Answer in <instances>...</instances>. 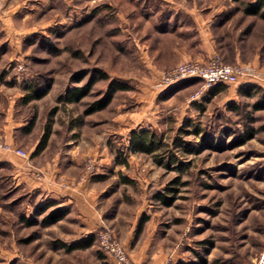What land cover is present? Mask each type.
I'll return each instance as SVG.
<instances>
[{
  "label": "rangeland",
  "instance_id": "rangeland-1",
  "mask_svg": "<svg viewBox=\"0 0 264 264\" xmlns=\"http://www.w3.org/2000/svg\"><path fill=\"white\" fill-rule=\"evenodd\" d=\"M255 1L0 0V16L7 19L6 30L0 28V70L10 72L8 83L24 95L32 84L48 89L22 107L34 120L27 144L38 143L48 124L47 156L62 140L75 143L83 165L94 157L99 166L93 148L104 151L110 193L103 215L122 233L133 229V239L122 241L116 229L102 225L87 236L94 237L91 247L69 250L85 233L72 231L70 218L42 226L56 206L40 212L48 202L17 186L5 170L0 264H111L96 242L101 227L114 231L129 254L146 251L132 264H256L264 253V91L255 86L246 96L236 84L213 89L192 79L160 92L155 76L180 63L160 72L146 66L155 50L175 42L163 31L184 26L190 34L194 13L204 23H220L228 41L245 40L242 31L251 25L249 42L264 60V20L244 15ZM94 69L107 78L86 97L75 104L58 100L86 85ZM114 82L127 89L85 114ZM135 132L145 141L142 151L130 147ZM24 149L40 162V152Z\"/></svg>",
  "mask_w": 264,
  "mask_h": 264
},
{
  "label": "crops",
  "instance_id": "crops-1",
  "mask_svg": "<svg viewBox=\"0 0 264 264\" xmlns=\"http://www.w3.org/2000/svg\"><path fill=\"white\" fill-rule=\"evenodd\" d=\"M0 20V28L5 31L7 19L1 17ZM164 21L167 22V19ZM193 23L189 35L183 31L188 30L184 26L171 27L161 33L168 35L169 39H173V37L176 39H174L175 42L162 45L161 48L155 50L157 55L146 60V66L150 68V71L160 72L163 68L178 62L198 61L206 63L212 58L218 57L226 64L239 63L253 66L260 74L259 79H240L239 82L235 83L241 86V91L250 86H257L264 91V60L261 58L262 53L258 51V46L249 42L248 34L254 32L251 25H246L242 31V37H245V40L228 41L225 37L227 30L220 31L222 29L220 23H214V21L204 23L196 13L193 14ZM180 32L184 34L182 37L179 35ZM9 73L7 69L0 70V145L8 144L15 149L21 148L23 150L30 147V153H33L38 144L33 143L32 146L27 144L26 137L31 135L33 128L29 129L30 120L22 114V107L27 108L30 103L23 101L24 93L21 90H16L8 83ZM158 78L159 75L157 74L154 80L156 89L158 88ZM221 85H215L213 89ZM163 90L160 89V92ZM46 144L39 151L40 162L21 158L12 151L0 148V178L1 172L6 170L17 186L24 185L26 188L40 193V197L46 202H54L56 207L66 208L67 212L60 222L67 218L74 220L76 226L71 227L72 231L78 235L85 233L84 238L80 239L87 238L88 235L94 233L96 228L107 224L117 230L120 240H132L133 229L127 228V226L125 233H122L115 224H111V220L106 219V215H103L105 208H107V199L110 193L106 183L108 179L106 166L110 160L105 156L104 151L99 154V147L93 148L99 157L98 173L92 178L81 181L84 157L79 154V151H76L75 143L72 140H62L52 148L55 150L54 153L48 156L45 154L51 150V145L49 141ZM103 150H106L105 147ZM124 179L122 182L127 183V180ZM112 232L115 234L114 231ZM144 254L146 251L142 248L134 249L130 254L128 252L130 264L133 262V257L138 259ZM110 260L111 264H117L112 258Z\"/></svg>",
  "mask_w": 264,
  "mask_h": 264
},
{
  "label": "built area",
  "instance_id": "built-area-1",
  "mask_svg": "<svg viewBox=\"0 0 264 264\" xmlns=\"http://www.w3.org/2000/svg\"><path fill=\"white\" fill-rule=\"evenodd\" d=\"M16 72H22L24 69L20 64L17 65ZM259 79L260 74L253 66L245 64H226L214 57L206 63L198 61L183 62L176 66L163 69L158 78V88L163 90L182 80L198 79L204 82L205 87H214L221 84H235L240 79ZM0 148L14 152L17 156L27 159V152L21 148L15 149L11 145H0ZM98 166L94 157H89L84 161L83 174L80 180H85L96 175ZM96 242L99 248L112 258L117 264H130L128 252L111 229L101 227L96 233ZM256 264H264V253H261Z\"/></svg>",
  "mask_w": 264,
  "mask_h": 264
},
{
  "label": "trees",
  "instance_id": "trees-1",
  "mask_svg": "<svg viewBox=\"0 0 264 264\" xmlns=\"http://www.w3.org/2000/svg\"><path fill=\"white\" fill-rule=\"evenodd\" d=\"M244 15L245 16H256L259 17L262 21L264 20V0H256L254 3H249L245 6L244 9ZM84 76H79L76 78V81H80ZM107 78V74L101 70L94 69V71L91 73L90 79L87 82L86 85L83 86H77L74 89L66 91L64 94L58 97V100L63 102V104H75L76 102H80L84 97H86L94 85L95 82L101 81ZM109 90L108 93L105 94L104 97H102L100 100L94 101L91 103V105L86 109L85 114H91L93 111H99L104 109L110 102L111 96L114 92H117L119 90H126L127 86L123 83H110L108 86ZM255 89V86H250L249 88L241 91V95L250 96L249 91ZM48 92V89H41L36 84H32L28 87V90L26 94L23 97V101L25 103H31L32 101L40 100L44 96H46ZM264 105L262 106V108ZM34 125V120H30L29 122V129H32ZM43 132L40 136V139L38 141V145L34 151V153L39 152L42 150L47 143L50 129L47 125H44ZM130 147L133 149L132 151H142L143 146L145 145V141H143V137L141 133H132L130 138ZM126 180V179H124ZM55 206L54 202L47 203L44 207L39 209L40 212L44 213L47 209L50 207ZM67 209L64 208H54L50 210V212L46 213L41 221L42 226H50L51 224H54L64 218V215L66 214ZM94 237L90 236L83 240H81L79 243L74 244L69 248V250L72 249H78L81 248H88L93 245ZM101 252H103L101 249H99ZM104 253V252H103ZM105 254V253H104Z\"/></svg>",
  "mask_w": 264,
  "mask_h": 264
}]
</instances>
